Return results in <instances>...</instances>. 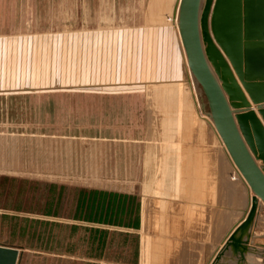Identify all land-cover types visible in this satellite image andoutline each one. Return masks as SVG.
<instances>
[{
  "label": "crops",
  "instance_id": "crops-1",
  "mask_svg": "<svg viewBox=\"0 0 264 264\" xmlns=\"http://www.w3.org/2000/svg\"><path fill=\"white\" fill-rule=\"evenodd\" d=\"M83 33L71 41L66 35H14L19 42L10 49L17 54L15 71L0 76V94L40 101L32 108L35 123L45 112L40 136L107 142L103 146L118 148L114 156L125 165L137 161L138 178L128 171V179L138 180L139 191L130 185L122 189L48 181L57 189L46 197L43 219L35 221L83 230L82 239L78 233L77 264H212L243 218L251 192L242 178L233 179L228 155L209 123L198 117L176 35L169 45L155 44L149 54L132 43H83ZM22 53L29 61L21 62ZM133 53L137 59L132 62ZM152 72L156 78H150ZM109 173L111 180L122 177L115 169ZM79 191L83 197L93 192V199L78 205ZM257 217L250 232L262 235L264 209ZM248 245L262 252L249 251L246 264H264V237Z\"/></svg>",
  "mask_w": 264,
  "mask_h": 264
},
{
  "label": "rangeland",
  "instance_id": "rangeland-1",
  "mask_svg": "<svg viewBox=\"0 0 264 264\" xmlns=\"http://www.w3.org/2000/svg\"><path fill=\"white\" fill-rule=\"evenodd\" d=\"M175 7L176 0H0V36L11 35L0 37V76L8 70L15 71L17 54L10 49L19 42L14 35H66L71 41L80 37L74 34L85 31L83 43L95 39L118 46L122 42L132 43L135 47L144 46L143 49H149L152 54L155 44L169 45L173 34L176 35L172 24ZM21 57L22 63L29 61L23 53ZM135 59L133 53L132 62ZM125 60L130 61V58L127 56ZM180 60L185 71L182 55ZM5 64L7 67L3 66ZM132 65L135 67L136 63ZM153 77L154 72L150 75ZM192 82L194 91L190 89V92L193 101L195 97L198 117L206 121L201 118L208 111L205 97L196 89L193 79ZM148 87L157 85L148 84ZM32 97L0 94V244L20 248L16 264H77L78 233L81 231L82 239L83 230L70 229L61 223L57 224L61 225L59 227L35 222V219H43L46 197L57 189V184L48 181L122 189L130 185L139 191L138 180L128 179V171L138 178L139 164L134 161L137 151L132 153L134 162L125 165L123 158L117 157L118 148L103 146L107 142L38 135L44 132L46 117L45 112L38 114L35 118L38 121L34 122L32 108L40 101ZM59 118L61 116H54L53 120ZM114 169L121 172V178H108L109 171ZM154 216L155 226H158V214ZM45 241L53 244L54 249L46 252L33 247Z\"/></svg>",
  "mask_w": 264,
  "mask_h": 264
},
{
  "label": "water",
  "instance_id": "water-1",
  "mask_svg": "<svg viewBox=\"0 0 264 264\" xmlns=\"http://www.w3.org/2000/svg\"><path fill=\"white\" fill-rule=\"evenodd\" d=\"M177 25L189 73L205 97L206 115L251 192L243 218L219 253L241 264L248 251L262 252L248 243L264 237L250 232L264 206V125L251 105L264 122V0H179ZM18 252L0 245V264H16ZM227 259L219 264H229Z\"/></svg>",
  "mask_w": 264,
  "mask_h": 264
},
{
  "label": "bare ground",
  "instance_id": "bare-ground-1",
  "mask_svg": "<svg viewBox=\"0 0 264 264\" xmlns=\"http://www.w3.org/2000/svg\"><path fill=\"white\" fill-rule=\"evenodd\" d=\"M178 3H179V0H176V7H175V11H174V16H173V26H174V30H175V32H176V35H177V39H178V43L180 44V47H181V55H182V58H183V60H184V66H185V72H186V76H187V78H188V81H189V84H190V89H191V91H194V85H193V82H192V78H191V75H190V73H189V70H188V67H187V61H186V57H185V54H184V51H183V49H182V46H181V42H180V38H179V34H178V25L176 24L177 23V6H178ZM193 94L195 95V93L193 92ZM196 96V95H195ZM193 98H194V102H195V97L193 96ZM197 103V102H196ZM197 107H198V105H197ZM203 115H206L205 113L203 114ZM198 116H199V114H198ZM200 116H201V114H200ZM207 116V115H206ZM206 116H201V118H203L204 120L205 119H207L208 120V118H209V116H207L208 118H206ZM210 119V118H209ZM206 120V121H207ZM208 122L210 123V124H212V126H213V130H215L214 132H216L217 133V131H216V129H215V127H214V125H213V123H212V121H211V119L210 120H208ZM211 126V125H210ZM215 133V135H216V137H217V139L219 140V142H220V146L223 148V150H225L224 151V153L226 152V154L228 155V158H229V161H230V163H231V165H232V169H233V171L237 174H235V176H234V178L233 179H237V177H239V179H241L242 178V176H241V174H240V172L238 171V169H237V167L234 165V163L231 161V157H230V155H229V153L227 152V150H226V147H225V145H224V143H223V141L221 140V138H220V136H219V134L217 133L216 134ZM213 141V140H212ZM211 146V145H210ZM209 163V162H208ZM208 175V174H207ZM210 179V178H209ZM243 179V178H242ZM245 182V181H244ZM262 205V204H261ZM226 206V205H225ZM262 209H264V206H262ZM262 209H260V210H258V212H257V214H256V217L259 215V212L262 210ZM243 211V210H242ZM255 217V218H256ZM257 220H258V223L260 224V225H262L263 224V222H262V218H261V216H259V217H257ZM223 247H224V245L222 244L221 245V247L219 248V251H217V253H216V255L218 254V255H221V257H222V259H226V258H228L229 260H228V262H229V264H235L236 262H234L233 263V261H238L237 259L236 260H232L231 259V257L230 256H227V252H223V254H219L220 253V251H222V249H223ZM249 252V251H248ZM247 252V253H248ZM246 253V254H247ZM252 253V252H251ZM245 254V255H246ZM252 254H255V253H252ZM257 254V253H256ZM260 255H261V253H260ZM262 256V255H261ZM215 258V257H214ZM234 259V258H233ZM211 261H212V259H211ZM232 262V263H231ZM207 263V262H206ZM211 263V262H210ZM219 263H222V261H216V259H214V261H213V263L212 264H219ZM247 262L244 260V261H241V264H246ZM209 264V263H208Z\"/></svg>",
  "mask_w": 264,
  "mask_h": 264
},
{
  "label": "trees",
  "instance_id": "trees-1",
  "mask_svg": "<svg viewBox=\"0 0 264 264\" xmlns=\"http://www.w3.org/2000/svg\"><path fill=\"white\" fill-rule=\"evenodd\" d=\"M77 198L78 199H76L77 201V203H79L78 205H80L82 202H83V199H84V201H91L92 199H93V192H88L87 193V195H85V197H83L82 195H81V191H79V194H78V196H77ZM35 222H37V223H39V224H41V225H48V226H59V225H57V224H53V223H50V222H41V221H35ZM60 227V226H59ZM33 247L35 248V247H37V248H41L42 250H44V251H46V252H49L50 250H53L54 249V247H53V244H51V243H46V241L41 245V244H35V245H33ZM19 260V257H18V259H17V261ZM74 263V262H73Z\"/></svg>",
  "mask_w": 264,
  "mask_h": 264
}]
</instances>
